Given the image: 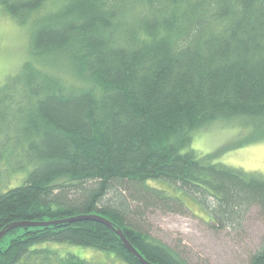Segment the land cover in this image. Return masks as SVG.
<instances>
[{
  "label": "trees",
  "instance_id": "1",
  "mask_svg": "<svg viewBox=\"0 0 264 264\" xmlns=\"http://www.w3.org/2000/svg\"><path fill=\"white\" fill-rule=\"evenodd\" d=\"M0 9L29 28L27 61L0 85V232L98 215L150 264H189L146 232L145 210L183 214L185 194L221 228L255 207L264 220V173L192 147L219 123L264 141V0H0ZM46 243L142 264L96 221L14 228L0 264H95ZM250 264H264V243Z\"/></svg>",
  "mask_w": 264,
  "mask_h": 264
},
{
  "label": "rangeland",
  "instance_id": "2",
  "mask_svg": "<svg viewBox=\"0 0 264 264\" xmlns=\"http://www.w3.org/2000/svg\"><path fill=\"white\" fill-rule=\"evenodd\" d=\"M28 30L0 9V85L7 76L18 73L27 61ZM250 134L235 125L219 123L196 133L192 147L200 153L213 154L227 166L264 173V141L252 140L254 135ZM151 184L171 190L164 182ZM181 199L188 207L183 214L155 207L145 210L143 217L137 220H141L147 233L189 264H250L252 256L264 243V220L259 208H252L240 223L221 228L211 220L206 205L201 206L185 194ZM212 203L208 201V205ZM131 205L134 210L137 208V205ZM45 246L95 264H123L93 248L58 243H46Z\"/></svg>",
  "mask_w": 264,
  "mask_h": 264
},
{
  "label": "water",
  "instance_id": "3",
  "mask_svg": "<svg viewBox=\"0 0 264 264\" xmlns=\"http://www.w3.org/2000/svg\"><path fill=\"white\" fill-rule=\"evenodd\" d=\"M76 221H96V222L104 224L105 226H107L110 230H112L121 239L125 248L130 253H132L135 257H137L142 264H150L131 245V243L128 241V239L126 238L125 234L123 233V231L121 229L116 228L115 225L111 221L105 219L104 217L98 216V215H79V216H76L73 218L65 219L62 221H54V222L15 223V224L11 225V227H9L8 229H5V230L0 232V241L7 233H9L14 228L24 227V226L46 227V226H51V225L63 224V223H72V222H76Z\"/></svg>",
  "mask_w": 264,
  "mask_h": 264
}]
</instances>
